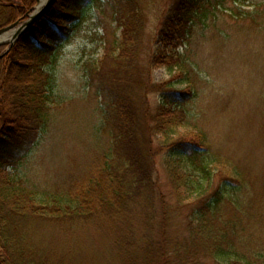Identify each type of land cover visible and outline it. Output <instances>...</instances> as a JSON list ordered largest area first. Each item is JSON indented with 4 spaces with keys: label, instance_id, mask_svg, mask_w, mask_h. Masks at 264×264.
I'll return each instance as SVG.
<instances>
[{
    "label": "trees",
    "instance_id": "trees-1",
    "mask_svg": "<svg viewBox=\"0 0 264 264\" xmlns=\"http://www.w3.org/2000/svg\"><path fill=\"white\" fill-rule=\"evenodd\" d=\"M150 1L53 0L11 48L0 45V264H66L50 247L60 239L74 248L70 264H79L93 244L87 231L97 234L110 264H264V242L251 232L264 216V183L257 187L204 129L180 131L198 96L191 81L180 89L177 75L151 78L157 62L185 64L179 49L207 21L213 0H175L147 41ZM237 1L236 18H255L243 6L262 7ZM36 3L0 0V28L27 19ZM66 42L76 43L69 62L78 89L96 103L94 139L68 181L43 189L28 179L27 165L65 104L53 70ZM151 93L161 94L157 106ZM163 152L175 203L156 176ZM218 175L224 179L215 185ZM182 190L199 196L179 233ZM43 231L56 240H44Z\"/></svg>",
    "mask_w": 264,
    "mask_h": 264
},
{
    "label": "rangeland",
    "instance_id": "rangeland-1",
    "mask_svg": "<svg viewBox=\"0 0 264 264\" xmlns=\"http://www.w3.org/2000/svg\"><path fill=\"white\" fill-rule=\"evenodd\" d=\"M175 0H151L149 11L148 39L152 41L154 30L163 19L167 7ZM259 10L255 6L241 7L245 11H254V19L236 18L240 2L237 0H213L207 21L198 22L193 30L190 43L181 46L179 52L185 64L172 66L159 62L153 65L151 78L163 83L173 76L175 87L185 89L188 83L196 86L197 98L191 103L192 117L186 127L180 131L197 132L204 129L214 147L231 156L246 167L255 179L257 187L264 183V0ZM37 1L34 11L37 10ZM32 12V13H33ZM257 12V14H256ZM236 16V17H235ZM28 19V18H27ZM24 19L20 21L24 22ZM107 22V21H106ZM76 43L66 42L63 54L57 61L53 73L56 74V92L66 100L58 107L55 123L46 143L33 154L27 165V176L41 188H53L56 184L68 181L75 165L84 159V147L94 139L96 103L84 99L78 89L79 75L69 62L76 59ZM147 63L144 58L143 65ZM177 64V65H176ZM187 64V65H186ZM189 70V71H188ZM189 72L190 80L185 77ZM191 81V83H190ZM17 85H13V89ZM151 104L161 102L160 93L148 96ZM169 154L163 152L156 157V176L163 191L172 202H178L166 168ZM10 173H12L10 171ZM223 175L215 177V185L222 183ZM214 185V186H215ZM181 204L183 214L177 220L176 231H182L187 218L196 206L198 193L188 194L182 190ZM42 237L49 242L56 240V234L43 231ZM251 232L264 242V216L252 223ZM88 244L85 256L79 264H110L102 252L98 236L86 232ZM56 240L51 248L66 257L70 264L72 246ZM99 244V245H98ZM58 256V255H57ZM206 264H214L208 260Z\"/></svg>",
    "mask_w": 264,
    "mask_h": 264
},
{
    "label": "water",
    "instance_id": "water-1",
    "mask_svg": "<svg viewBox=\"0 0 264 264\" xmlns=\"http://www.w3.org/2000/svg\"><path fill=\"white\" fill-rule=\"evenodd\" d=\"M52 2L53 0H45L44 6L41 9H37L33 13L28 14V19L22 23L20 21H17L0 28V45L9 44L11 48L18 41L21 35L31 27L35 20L45 13ZM10 35L12 36L8 38V36Z\"/></svg>",
    "mask_w": 264,
    "mask_h": 264
},
{
    "label": "bare ground",
    "instance_id": "bare-ground-1",
    "mask_svg": "<svg viewBox=\"0 0 264 264\" xmlns=\"http://www.w3.org/2000/svg\"><path fill=\"white\" fill-rule=\"evenodd\" d=\"M45 0H39V3L37 5V9H41L44 6ZM12 35L8 36L10 38Z\"/></svg>",
    "mask_w": 264,
    "mask_h": 264
}]
</instances>
